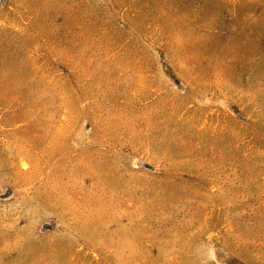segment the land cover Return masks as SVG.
<instances>
[{"label":"rangeland","instance_id":"374dc122","mask_svg":"<svg viewBox=\"0 0 264 264\" xmlns=\"http://www.w3.org/2000/svg\"><path fill=\"white\" fill-rule=\"evenodd\" d=\"M0 264H264V0H0Z\"/></svg>","mask_w":264,"mask_h":264}]
</instances>
